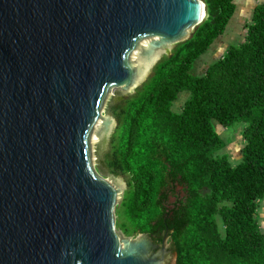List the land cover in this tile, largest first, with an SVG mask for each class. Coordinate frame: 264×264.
Returning a JSON list of instances; mask_svg holds the SVG:
<instances>
[{"label": "water", "instance_id": "1", "mask_svg": "<svg viewBox=\"0 0 264 264\" xmlns=\"http://www.w3.org/2000/svg\"><path fill=\"white\" fill-rule=\"evenodd\" d=\"M204 20L197 0H0V264L165 263L118 228L114 109Z\"/></svg>", "mask_w": 264, "mask_h": 264}, {"label": "trees", "instance_id": "2", "mask_svg": "<svg viewBox=\"0 0 264 264\" xmlns=\"http://www.w3.org/2000/svg\"><path fill=\"white\" fill-rule=\"evenodd\" d=\"M202 1L205 20L118 114L119 142L107 165L127 177L126 234L155 241L169 235L176 264H264V233L256 219L264 199V3L254 7L246 43L195 76V62L225 34L237 9L234 0ZM182 92L190 97L175 112ZM214 121L246 123L236 166L228 155L216 156L227 143ZM178 187L185 198L170 205Z\"/></svg>", "mask_w": 264, "mask_h": 264}, {"label": "rangeland", "instance_id": "3", "mask_svg": "<svg viewBox=\"0 0 264 264\" xmlns=\"http://www.w3.org/2000/svg\"><path fill=\"white\" fill-rule=\"evenodd\" d=\"M235 4L237 5V9L235 12V15L232 19V21L229 23L226 32L224 35H222L218 40L214 42V44L205 52L203 55H201L197 61L195 62L191 73L195 76H203L206 74L207 69L210 65L215 63L216 61L222 59L224 55L231 49L235 47H240L247 41V34H248V27L252 23V16H253V10L254 7L258 4L264 3V0H234ZM196 29V26H194L192 32L187 37L190 38L194 31ZM185 39V40H187ZM185 40H182L178 42L175 47L171 50L170 55L173 53V51L177 48V46L184 42ZM170 55H162L161 58L158 60V62L155 64L149 75L147 76V81L150 76L152 75L156 65L165 57H168ZM144 81V82H145ZM142 82L137 88H135V92L139 90V88L144 83ZM136 95V94H135ZM135 95H130L126 97L123 101H121L114 109V118L116 121V126L114 129V132L112 134V137L110 139L109 149L107 153V161L112 153L113 145H117L119 142V132L117 130L119 125V119L118 114L122 113L124 107L127 105L128 101L133 98ZM190 93L189 92H182L179 93L176 97V100L173 102L172 110L175 112H181L184 109L185 102L189 99ZM214 125L219 132L222 139L227 143V146L220 152L216 154V156H222V155H228L229 159L231 160V163L233 165H237L242 161V147L244 146V138L242 135V132L244 130V127L246 126V123H235L234 125H222L218 121H214ZM114 137V142H113ZM108 167V165H107ZM109 169V167H108ZM109 171H111L109 169ZM112 172V171H111ZM124 182H125V195L129 189L127 184V177L120 175ZM185 190L182 189V187H178L176 191L172 194L170 199V205L179 202L181 200H184L185 198ZM125 197V196H124ZM124 198L122 199L119 207H118V228L120 231L126 236V237H133L136 235L143 236L147 239H149L153 244L162 246L166 249L165 253V263L164 264H176V253L172 245L171 237L168 235V237L164 240L165 242L159 243L153 240L149 235L147 234H141V233H135V234H126L123 228V225H128L129 222L127 221L125 215L123 214V202ZM216 219L219 224V229L222 235H224V226L222 219L219 215H216ZM256 219L259 222L262 232L264 233V199L261 201H258V209L256 214Z\"/></svg>", "mask_w": 264, "mask_h": 264}, {"label": "bare ground", "instance_id": "4", "mask_svg": "<svg viewBox=\"0 0 264 264\" xmlns=\"http://www.w3.org/2000/svg\"><path fill=\"white\" fill-rule=\"evenodd\" d=\"M199 4V18H206L207 13H206V5L202 0H197ZM195 26V25H194Z\"/></svg>", "mask_w": 264, "mask_h": 264}, {"label": "flooded vegetation", "instance_id": "5", "mask_svg": "<svg viewBox=\"0 0 264 264\" xmlns=\"http://www.w3.org/2000/svg\"><path fill=\"white\" fill-rule=\"evenodd\" d=\"M166 237V235H164L163 239L161 241L157 240L156 242L162 243L164 241V238Z\"/></svg>", "mask_w": 264, "mask_h": 264}, {"label": "crops", "instance_id": "6", "mask_svg": "<svg viewBox=\"0 0 264 264\" xmlns=\"http://www.w3.org/2000/svg\"><path fill=\"white\" fill-rule=\"evenodd\" d=\"M243 156V155H242Z\"/></svg>", "mask_w": 264, "mask_h": 264}]
</instances>
